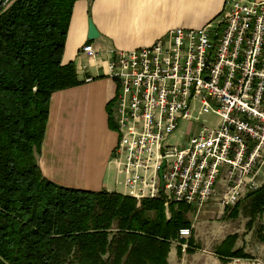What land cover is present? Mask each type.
Masks as SVG:
<instances>
[{
    "label": "built area",
    "instance_id": "1",
    "mask_svg": "<svg viewBox=\"0 0 264 264\" xmlns=\"http://www.w3.org/2000/svg\"><path fill=\"white\" fill-rule=\"evenodd\" d=\"M83 52L90 59L100 55L90 44ZM110 56L108 76L118 88L113 156L124 195L196 211L214 200L221 212L261 187L264 1L225 0L201 28H174L150 46L111 50ZM208 114L214 123H195L182 144L172 142L181 122ZM190 235L191 228L178 231L179 239ZM221 264L264 261L233 256Z\"/></svg>",
    "mask_w": 264,
    "mask_h": 264
},
{
    "label": "trees",
    "instance_id": "2",
    "mask_svg": "<svg viewBox=\"0 0 264 264\" xmlns=\"http://www.w3.org/2000/svg\"><path fill=\"white\" fill-rule=\"evenodd\" d=\"M76 1H0V264H168L173 243L179 258L182 244L193 254L192 237H178L191 228L188 206L65 188L39 169L50 96L78 84L74 65L61 63ZM245 202L251 229L264 214V186ZM263 231L261 223L260 242ZM237 239L226 236L213 254L249 257Z\"/></svg>",
    "mask_w": 264,
    "mask_h": 264
},
{
    "label": "crops",
    "instance_id": "3",
    "mask_svg": "<svg viewBox=\"0 0 264 264\" xmlns=\"http://www.w3.org/2000/svg\"><path fill=\"white\" fill-rule=\"evenodd\" d=\"M224 2L76 1L61 63L74 65L78 84L50 96L44 138L36 158L43 177L65 188L124 195L123 176L113 156L118 129L112 108L118 88L113 96L114 84L107 72L110 51L150 46L174 28H201L222 12ZM89 20L99 34L92 41L87 39ZM89 44L100 54L95 59L83 52V46ZM88 78L91 80L86 81ZM211 201L215 208L219 207L216 201ZM217 214L221 216L223 211ZM261 245L264 246V242ZM172 257L170 249L168 264Z\"/></svg>",
    "mask_w": 264,
    "mask_h": 264
},
{
    "label": "rangeland",
    "instance_id": "4",
    "mask_svg": "<svg viewBox=\"0 0 264 264\" xmlns=\"http://www.w3.org/2000/svg\"><path fill=\"white\" fill-rule=\"evenodd\" d=\"M112 82L114 84L113 96H115L117 83L113 79ZM194 116H196V113H194ZM214 121H216V117L212 114H208L199 116L198 120L193 118L189 123L181 122L174 133L172 142L182 144L188 136L189 130H187V128L194 127L195 123L206 122L207 124H212ZM263 186L264 180H262L261 187ZM213 203V201L206 203L199 211L189 209L187 218L191 222L192 248H194V253L189 254L185 252L186 249L183 250L182 248V255L179 258L176 254L177 243H173L171 245L173 257L170 264H219L220 261L213 255V251L226 236L231 234H236L238 236L235 244L236 248H243L246 254L264 260V246L261 245L263 242H260L258 236L259 224L262 223L264 225V214L261 219L256 221L251 229H248L246 226L248 218L243 210L246 206L245 197L239 202L237 207L233 206L223 209V214L221 216L217 214L218 211L220 212L221 208H215ZM234 207L241 208L238 210L237 217H227V211Z\"/></svg>",
    "mask_w": 264,
    "mask_h": 264
},
{
    "label": "water",
    "instance_id": "5",
    "mask_svg": "<svg viewBox=\"0 0 264 264\" xmlns=\"http://www.w3.org/2000/svg\"><path fill=\"white\" fill-rule=\"evenodd\" d=\"M91 1H89L90 3ZM99 37V34L96 30V28L94 27L93 23L89 20L88 21V33H87V39L92 41L95 40Z\"/></svg>",
    "mask_w": 264,
    "mask_h": 264
}]
</instances>
